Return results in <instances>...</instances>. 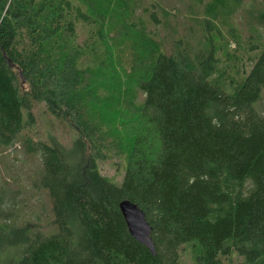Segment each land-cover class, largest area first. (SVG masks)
<instances>
[{"label": "trees", "instance_id": "1", "mask_svg": "<svg viewBox=\"0 0 264 264\" xmlns=\"http://www.w3.org/2000/svg\"><path fill=\"white\" fill-rule=\"evenodd\" d=\"M136 5L0 0V156L40 155L55 227L0 225L13 258L0 264H264V0H145L134 23ZM118 36L130 62L113 55ZM38 104L76 131L63 153L29 134ZM106 161L123 163L120 182ZM123 199L144 212L154 255Z\"/></svg>", "mask_w": 264, "mask_h": 264}, {"label": "rangeland", "instance_id": "2", "mask_svg": "<svg viewBox=\"0 0 264 264\" xmlns=\"http://www.w3.org/2000/svg\"><path fill=\"white\" fill-rule=\"evenodd\" d=\"M145 0H136L135 18L132 20L138 23L142 14V5ZM170 2V0H168ZM139 3V4H138ZM166 3V2H165ZM177 3V2H176ZM169 4V3H167ZM174 4V3H173ZM185 13V6L179 5L177 15L180 17L179 21H183ZM239 14H236L238 19ZM131 21V22H132ZM146 30H152L153 27L143 21ZM119 27V26H118ZM182 24L179 25V32L182 30ZM77 34L80 42L91 40V31L89 27L77 24ZM118 38H113V55L121 56L122 63L127 60L130 62L133 54L132 41L126 39L117 44ZM110 41V43L112 42ZM115 60V59H114ZM128 68L125 63L122 70ZM121 70V68H119ZM116 71L119 73L118 68ZM121 76V74H119ZM139 103L144 100V95L139 94ZM35 123L29 134L34 140L46 141L49 145L54 146L60 153L68 150L76 138V131L69 125L59 122L56 118L50 116L44 111L42 104H38L33 109ZM22 146L15 144L13 149L4 155L0 156V208L2 211L11 210L13 214L7 220H4L2 213H0V225L4 230L11 229V226L22 227L28 225V232L30 235L38 232L40 234L52 233L55 229L51 223L53 219L50 210V203L47 192L39 184V174L42 163L40 155L28 156L23 153ZM113 162H101L99 165L102 175L120 182L123 163L116 169ZM5 180L7 182H5ZM118 182V183H119ZM15 198V199H14ZM18 202L17 206L13 203ZM0 260H12L9 251L0 254ZM232 262L240 260V257L234 254L231 257Z\"/></svg>", "mask_w": 264, "mask_h": 264}, {"label": "water", "instance_id": "3", "mask_svg": "<svg viewBox=\"0 0 264 264\" xmlns=\"http://www.w3.org/2000/svg\"><path fill=\"white\" fill-rule=\"evenodd\" d=\"M118 208L129 234L154 255L155 249L150 237L151 227L145 219L144 212L136 204L126 199L118 203Z\"/></svg>", "mask_w": 264, "mask_h": 264}]
</instances>
